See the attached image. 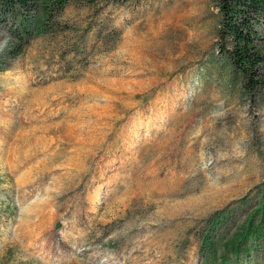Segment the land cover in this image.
<instances>
[{
	"label": "rangeland",
	"instance_id": "rangeland-1",
	"mask_svg": "<svg viewBox=\"0 0 264 264\" xmlns=\"http://www.w3.org/2000/svg\"><path fill=\"white\" fill-rule=\"evenodd\" d=\"M40 19L20 39L0 10V264L234 261L264 231V91L222 54L216 1ZM251 245L239 264H264Z\"/></svg>",
	"mask_w": 264,
	"mask_h": 264
},
{
	"label": "trees",
	"instance_id": "trees-1",
	"mask_svg": "<svg viewBox=\"0 0 264 264\" xmlns=\"http://www.w3.org/2000/svg\"><path fill=\"white\" fill-rule=\"evenodd\" d=\"M215 1L221 19L219 33L222 54L229 59L234 72L241 76L243 86L253 91H264V38L261 30L264 31V0ZM81 2L82 0H0V10L2 15L9 13L15 24H18L15 36L21 39L16 33H31L30 15H40L44 19L42 24L46 25L55 15L64 12L70 3ZM17 48L16 56L23 52L25 45ZM263 234V229L252 227L251 223L242 227L238 235L222 247L225 253L235 258L234 261L228 258L224 263L239 264L238 259L243 254H250L251 241ZM217 245L215 253L220 248Z\"/></svg>",
	"mask_w": 264,
	"mask_h": 264
}]
</instances>
